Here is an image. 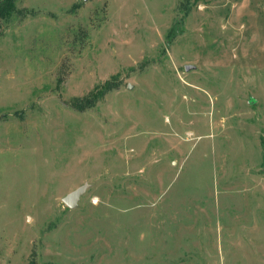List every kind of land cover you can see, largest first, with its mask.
Wrapping results in <instances>:
<instances>
[{"label":"rangeland","instance_id":"1","mask_svg":"<svg viewBox=\"0 0 264 264\" xmlns=\"http://www.w3.org/2000/svg\"><path fill=\"white\" fill-rule=\"evenodd\" d=\"M0 264H264V0H15Z\"/></svg>","mask_w":264,"mask_h":264},{"label":"trees","instance_id":"2","mask_svg":"<svg viewBox=\"0 0 264 264\" xmlns=\"http://www.w3.org/2000/svg\"><path fill=\"white\" fill-rule=\"evenodd\" d=\"M15 11V0H0V22L6 20ZM113 86L105 81L91 89L88 93L80 97H71L64 103L71 109L84 111L91 108L95 103L100 101Z\"/></svg>","mask_w":264,"mask_h":264},{"label":"water","instance_id":"3","mask_svg":"<svg viewBox=\"0 0 264 264\" xmlns=\"http://www.w3.org/2000/svg\"><path fill=\"white\" fill-rule=\"evenodd\" d=\"M194 65H185L184 69L185 71H189L191 69H194ZM89 187L88 183H84L77 187L76 189L70 191L67 193L61 201L69 208H74L78 204V201L81 197V195L85 192V190Z\"/></svg>","mask_w":264,"mask_h":264}]
</instances>
